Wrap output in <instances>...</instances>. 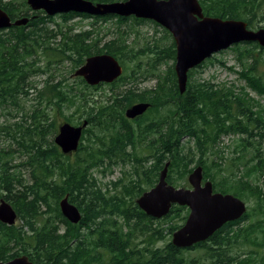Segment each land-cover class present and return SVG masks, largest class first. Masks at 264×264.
I'll list each match as a JSON object with an SVG mask.
<instances>
[{
	"label": "trees",
	"instance_id": "trees-1",
	"mask_svg": "<svg viewBox=\"0 0 264 264\" xmlns=\"http://www.w3.org/2000/svg\"><path fill=\"white\" fill-rule=\"evenodd\" d=\"M198 1L206 16L240 19L252 29L264 27V0ZM0 7L12 20L29 17L25 25L0 30V105L15 102L19 94L27 95V88L32 86L29 77L48 72L46 65L35 67L28 62H36L38 52L43 57L55 56L49 61L54 66L68 61L70 71L88 56L101 53L114 56L124 66L126 60H136L139 53L127 42L126 28L133 30V24L144 22L159 26L134 16L68 12L57 15L63 23L79 16L90 18L91 26L77 31L72 26L60 27L52 33L45 24L54 17L42 10L32 11L26 0H0ZM109 20L116 23V35L104 40L106 34L100 35L94 26ZM122 25L127 27L121 29ZM161 30L169 42L156 39L143 49L152 54L148 66L156 80L153 88L137 91L129 86L121 90L146 71L140 63L114 81L97 85H88L79 76L74 86L63 79L51 83L53 73L49 70L37 92L40 101L30 113L24 112L23 118H30V123L0 125V135H9L26 151L25 164L30 167V179L23 180L7 167L4 158L10 156L8 151L0 149V198L11 203L20 221L12 225L0 221V260L25 254L32 264L256 263L251 251L239 252L236 248L245 243L264 246V218L254 219L257 214L264 216V113L261 108L254 109L259 103L248 92L250 89L264 97V48L256 42L230 47L239 70L234 66L229 70L244 80L239 92L234 86L195 77L199 68L212 60L208 58L188 71L186 89L180 93L173 68L175 43L166 29ZM57 35L60 40L51 45L50 40ZM162 64L166 67L159 69ZM104 86L110 94L95 99L93 92ZM137 102H148L150 106L134 120L126 118L125 108ZM70 107L76 116L71 113L61 122L78 125L86 120L88 125L77 149L63 154L53 142L57 127L48 109L62 112ZM223 135H237L234 152L238 153L228 159L220 155V163H214L216 171L211 172L207 155L220 152L215 148ZM166 161L169 184L187 185V174L201 165L203 179L211 181L214 191L231 193L247 202L254 199L255 206L190 247H176L171 240L159 245L184 223L187 207L172 205L158 219L148 216L135 200L157 182ZM117 164H129L130 168L122 169L121 176L106 183V187L100 186L94 171H110ZM224 168L231 169L229 175H221ZM65 195L81 212L78 223H71L60 212L59 200Z\"/></svg>",
	"mask_w": 264,
	"mask_h": 264
},
{
	"label": "water",
	"instance_id": "water-1",
	"mask_svg": "<svg viewBox=\"0 0 264 264\" xmlns=\"http://www.w3.org/2000/svg\"><path fill=\"white\" fill-rule=\"evenodd\" d=\"M33 11L42 10L48 16L68 12L91 16L118 15L134 16L152 20L166 29L175 43L173 65L180 93L186 89L188 71L210 58L215 53L242 42H256L264 48V27L252 29L240 19H223L206 16L198 0H122L114 2H93L92 0H26ZM29 18L24 16L11 20L0 7V29L24 25ZM119 61L107 53L88 56L73 74L82 77L88 85L100 82L110 83L122 74ZM150 106L148 102H137L124 111L132 119L143 114ZM88 125L83 120L79 125L62 122L57 127L53 142L63 154H70L78 147L83 129ZM168 161L160 170L154 186L144 191L136 204L148 216L161 218L173 204L186 206L189 213L184 223L171 236V243L187 248L207 239L227 221H234L246 211V203L231 193L213 191L210 180L201 184L202 166H195L187 176L191 188L175 187L166 180ZM61 214L71 223L81 219L79 208L69 202L65 195L59 200ZM17 218L16 211L0 198V221L12 225ZM0 264H32L23 254Z\"/></svg>",
	"mask_w": 264,
	"mask_h": 264
},
{
	"label": "rangeland",
	"instance_id": "rangeland-1",
	"mask_svg": "<svg viewBox=\"0 0 264 264\" xmlns=\"http://www.w3.org/2000/svg\"><path fill=\"white\" fill-rule=\"evenodd\" d=\"M53 21L47 22L45 24V27L47 30H51L52 33H55L60 27L64 29L66 26H72L73 31L82 30V29H88L91 22L90 18H82L79 16H76L69 20L66 23H63L57 15L53 16ZM131 22H128L130 24ZM99 32L100 35L106 34V38L104 40H107L108 38L116 35V23L113 20H109L107 22L98 21L97 24L94 26ZM127 26L122 25L121 29H125ZM133 30H130V28H126L128 31L127 36V42L129 45H131L135 50H139L138 52V58L136 60H126V66L124 63L122 73H129L131 67H135V64H139L146 69V71H143V74L141 77L136 81H133L132 83L126 84L125 86H121V90L129 88V86H134L135 90H145L150 89L155 86L156 80L152 78L153 76L150 75L151 70L149 69L148 63L151 62L152 54L151 53H144L143 49L147 47V45L152 46L155 43V40L158 39L161 43H167L169 42V38L166 37L164 32L161 30L163 27L161 26H155L153 23L144 22L140 24H133ZM50 35V34H48ZM46 38V36H44ZM60 40V35H57L55 38H52L50 42L51 45H54ZM215 57V58H214ZM37 61L33 62L32 59H28V62H31L35 67L41 66L43 67L46 65L48 72L38 75V76H31L29 77L28 81L32 84L31 88L28 89V94H19L17 95V99L15 102H4L2 105H0V125H6V124H12L14 122H22L23 124L27 125L30 123V118H23L24 112L30 113L35 105L38 104V101H40L39 98H37V92L39 89H41L44 85L43 81L45 78H48L49 76V70H51V73H53L51 83H57L59 80L63 79L65 83H68L72 86L77 84V76H74L73 72L70 71V63L68 61L60 62L59 65L49 63L50 60H55L56 57L53 55H47L42 56L40 52L37 53L36 56ZM212 59L211 61H206L204 63V66L199 68V70L195 73V77L199 80H208L212 83H215L217 85H225L227 87L234 86L235 91L239 92L238 87L244 85V80L240 79L239 75L235 72L229 70V67H233L236 71L239 70V66L237 64V61L235 59V53L230 50V47L227 49H224L222 51H219L215 53L213 56L210 57ZM217 59V60H216ZM218 60H221L222 62H218ZM138 62V63H137ZM48 63V66H47ZM171 64V61H169ZM166 67V64H162L159 66V69H164ZM142 76H145L143 78ZM110 90L104 86L102 89L93 92V96L95 99H101L106 98L107 95L110 94ZM249 95L254 97L259 105L255 106L254 109L257 110L258 108H261L264 113V97L258 96L255 92L248 89ZM42 102V108L45 103V101ZM131 106V105H130ZM129 107V106H128ZM127 108V107H126ZM125 108V109H126ZM73 107L70 108H64L62 112L55 110L52 111L51 109H48L49 112L52 113V119L54 121L53 125L57 127L61 121L64 120V117L67 115L76 116L77 113L73 112ZM133 125V122H132ZM54 136V135H53ZM52 136V139H53ZM237 141V135H223L220 138V142L215 149H220V152H215L207 155V161L209 164V170L211 172H215L217 167L214 163H220L219 156L222 155L225 159H228L229 157L234 156L238 152H234V147ZM0 149H4L8 151L10 156H6L4 159L7 160V167H10V171L16 174H19L23 180H29V172L30 167L26 165L27 161V154L24 149L20 145H17L16 142L6 134L0 135ZM250 154H246V156H249ZM226 162L227 160H223ZM194 165V164H193ZM222 167L226 166L221 164ZM130 168V165L127 164L126 166H123L121 164L114 165L110 168V171L104 170L102 172L101 169L94 171L93 176L96 178L97 183L102 186L106 187V183L109 181H113L121 176L122 169L127 170ZM231 169L230 168H224V172H221V175H229ZM238 174V172H237ZM188 176V174H187ZM186 176V180H187ZM254 174L251 175L252 181H254ZM188 182V181H187ZM5 193V191H4ZM244 201V200H243ZM9 202V201H8ZM10 203V202H9ZM247 208L255 206L254 199H250V201H245ZM11 204V203H10ZM42 209H45V206H42ZM262 219L264 216L262 214H257L254 219ZM251 221V219L249 220ZM249 221H246L249 222ZM175 223L178 222V220L174 221ZM15 223L19 224L20 221L16 218ZM264 224V223H263ZM167 240H171V235L166 236L163 240H160L158 242L159 245H163ZM237 251H242L244 249H248L252 252L253 258L256 260L255 264H264V246L262 245H256L254 243H245L244 246H241V248H236ZM194 251H191L193 253ZM186 254V253H185Z\"/></svg>",
	"mask_w": 264,
	"mask_h": 264
},
{
	"label": "flooded vegetation",
	"instance_id": "flooded-vegetation-1",
	"mask_svg": "<svg viewBox=\"0 0 264 264\" xmlns=\"http://www.w3.org/2000/svg\"><path fill=\"white\" fill-rule=\"evenodd\" d=\"M14 20V19H13ZM137 117V116H136ZM135 117V118H136ZM135 118H133V119H130V120H134ZM58 127V126H57ZM56 132H57V130H56ZM55 132V133H56ZM55 144V143H54ZM56 145V144H55ZM57 146V145H56ZM58 147V146H57ZM59 148V147H58ZM59 150H60V148H59ZM60 152H61V150H60ZM62 153V152H61ZM69 154V153H68ZM70 154H72V153H70ZM118 165V164H117ZM206 180L205 179H203V172H202V180H201V184H203L204 182H205ZM154 186V185H153ZM179 187H183V188H191V185L189 184V183H187V185H185V186H179ZM151 188V187H150ZM148 190V189H147ZM214 191V190H213ZM216 192H218V191H216ZM138 198V197H137ZM136 198V199H137ZM135 202H136V200H135ZM173 205H175V204H173ZM181 206V205H180ZM187 209H188V207H187ZM188 213H189V209H188ZM187 213V214H188ZM187 216V215H186ZM186 219V218H185ZM185 221V220H184ZM194 245V244H193Z\"/></svg>",
	"mask_w": 264,
	"mask_h": 264
},
{
	"label": "bare ground",
	"instance_id": "bare-ground-1",
	"mask_svg": "<svg viewBox=\"0 0 264 264\" xmlns=\"http://www.w3.org/2000/svg\"><path fill=\"white\" fill-rule=\"evenodd\" d=\"M7 201V200H6ZM8 202V201H7ZM9 203V202H8ZM10 204V203H9ZM11 205V204H10ZM11 207L13 208V206L11 205ZM14 209V208H13ZM15 210V209H14Z\"/></svg>",
	"mask_w": 264,
	"mask_h": 264
}]
</instances>
